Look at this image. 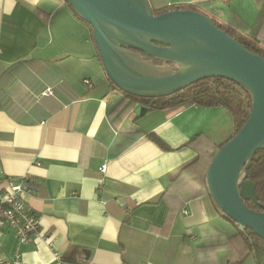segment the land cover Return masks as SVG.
<instances>
[{
	"label": "crops",
	"instance_id": "0c3cea01",
	"mask_svg": "<svg viewBox=\"0 0 264 264\" xmlns=\"http://www.w3.org/2000/svg\"><path fill=\"white\" fill-rule=\"evenodd\" d=\"M149 1L195 4L264 43V0ZM115 91L70 3L0 0V169L34 185L23 197L40 216L26 243L0 229L3 255L18 247L30 264H76L82 248L91 264H258L203 180L207 155L234 133L232 112L151 108Z\"/></svg>",
	"mask_w": 264,
	"mask_h": 264
},
{
	"label": "water",
	"instance_id": "95a60500",
	"mask_svg": "<svg viewBox=\"0 0 264 264\" xmlns=\"http://www.w3.org/2000/svg\"><path fill=\"white\" fill-rule=\"evenodd\" d=\"M69 1L92 26L104 68L120 89L157 97L201 78L221 76L248 91L250 114L214 154L206 177L210 194L226 216L264 240V210L244 201H258L256 183L242 176L256 150L264 147V56L192 8L155 13L149 0ZM138 51L171 64H154Z\"/></svg>",
	"mask_w": 264,
	"mask_h": 264
},
{
	"label": "trees",
	"instance_id": "16d2710c",
	"mask_svg": "<svg viewBox=\"0 0 264 264\" xmlns=\"http://www.w3.org/2000/svg\"><path fill=\"white\" fill-rule=\"evenodd\" d=\"M70 3L69 0H66ZM180 8H192L195 10L202 11L207 15L211 16L215 23L236 38L238 41L242 42L249 50L257 52L264 56V43L254 31H244L243 29L237 27L236 25L228 24L227 22L213 16L206 11L202 10L199 6L195 4H179ZM176 6H168L162 9L155 10V13H160L166 11L170 8H175ZM140 56L146 60L153 62L154 64L161 66H168L171 63L162 60L151 55H147L142 51H138ZM101 59V56H100ZM102 60V59H101ZM111 80V79H110ZM113 87L116 89L114 96L121 95L123 98H128L132 102H140L148 105L151 108H162L166 106L183 105L189 103H197L200 105H223L228 108L233 115L234 119V134H236L239 129L246 122L252 105L251 95L247 90L239 86L235 81L221 77H205L192 82L191 84L185 86L177 92H173L168 95H162L157 97L149 96H139L125 90L120 89L111 80ZM196 137H192L189 143L193 142ZM158 142L165 146V143L157 138ZM227 141V140H226ZM222 142L214 147V151L207 155L206 159V172L210 162L213 159L214 154L220 149V147L226 142ZM202 155V154H201ZM201 155L197 156L194 161L201 158ZM193 161V162H194ZM192 162V163H193ZM247 174V177L252 179L257 186L258 201L252 199H245L247 205L253 209L264 210V147L256 150L251 161L247 163V169L242 172V176ZM203 180L207 183L206 174L203 176ZM208 189V183H207ZM209 192V190H208ZM210 193V192H209ZM213 198V197H212ZM214 200V198H213ZM216 207L226 216L225 212L221 209L218 203L214 200ZM238 234L243 238L246 252L248 254L252 253L257 258L258 264H264V240L256 232H254L249 227L239 226ZM80 252L85 259H89L90 252L88 250L80 248ZM79 260V259H78Z\"/></svg>",
	"mask_w": 264,
	"mask_h": 264
},
{
	"label": "built area",
	"instance_id": "2783aa9c",
	"mask_svg": "<svg viewBox=\"0 0 264 264\" xmlns=\"http://www.w3.org/2000/svg\"><path fill=\"white\" fill-rule=\"evenodd\" d=\"M90 84L89 79L84 80ZM106 170V166H102ZM2 180H7L3 185ZM34 185L23 178L15 181L6 177L0 169V229L10 226L17 233L18 245L26 243L34 235L40 234V216L34 212L27 204L23 193L31 192ZM56 257H60L59 252H55ZM0 264H30L24 261L22 253L18 247L15 249L13 257H6L0 251ZM76 264H91L89 259L79 258Z\"/></svg>",
	"mask_w": 264,
	"mask_h": 264
}]
</instances>
